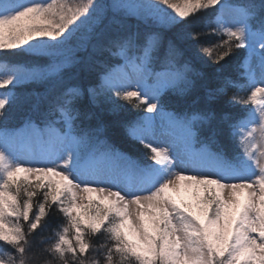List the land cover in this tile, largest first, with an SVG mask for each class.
<instances>
[{
	"label": "snow or ice",
	"instance_id": "6c2138e0",
	"mask_svg": "<svg viewBox=\"0 0 264 264\" xmlns=\"http://www.w3.org/2000/svg\"><path fill=\"white\" fill-rule=\"evenodd\" d=\"M89 47L96 84H66ZM241 51L243 83L223 74ZM105 54L116 63L94 60ZM203 58L219 65L208 100L243 109L219 117L231 153L199 140L213 109L161 103L196 86ZM86 94L142 107L126 127L144 158L93 147L98 130L78 123ZM24 106L40 115L10 129ZM0 264H264V0H0Z\"/></svg>",
	"mask_w": 264,
	"mask_h": 264
},
{
	"label": "trees",
	"instance_id": "16d2710c",
	"mask_svg": "<svg viewBox=\"0 0 264 264\" xmlns=\"http://www.w3.org/2000/svg\"><path fill=\"white\" fill-rule=\"evenodd\" d=\"M107 3L108 2H106V4ZM128 24L134 31L137 27H139L141 32L145 31L143 26L137 25L134 18H129ZM203 27V23L198 25V28ZM205 39L214 41L217 38L205 37ZM183 46L186 49L189 48V45L186 42ZM90 54H92V49L90 47L87 52L81 50L76 54L77 62L64 69L62 79L66 84H78L85 88L96 84L100 66L99 63H97L95 64V67H90V64L92 63V61H89L88 59ZM244 55H246V53L241 51L230 58L225 65L223 74L230 76L233 79L239 78L240 82L243 83V79L239 77V74L243 72V69L238 67V65L242 62L241 57ZM191 58L192 56L190 52L185 59ZM19 59L31 62L28 57H19ZM94 60L100 62L109 61L113 65L116 63V60L114 58H109L107 54L103 56H94ZM195 64L197 70L203 73V76L197 79L196 86L191 91H182L179 87L175 89H167L161 96V103L166 111L178 115H191L206 109H213L216 113L215 118L198 126L199 140L211 144L214 150L224 151L226 153L237 151L235 143L228 137L227 130L221 125L219 117L222 111L239 114L243 111L242 106L229 105L227 103L228 96H221L217 100L209 101L205 84L215 83V70L219 65L212 64L206 58L197 59ZM156 70L158 71L159 69L157 68ZM24 90H34L38 93L44 94L43 85H29L27 89ZM236 91L237 89L235 88L230 89L229 96ZM114 102L116 105H119L116 110H113L112 103L103 100L99 103H93L90 97L86 94L78 103V107L81 109V116L78 123L82 128L98 130L94 137L93 147L99 148L100 151H103V146L97 144V140L104 142L106 145H112L120 152L129 156L144 158L146 150L138 141L129 137L126 127L130 121L143 115L142 107L134 108L132 105L122 100H115ZM39 115V113L31 111L29 106L18 107L11 112L8 127L11 129L20 128L24 126V121L27 118L32 117L33 119H36ZM213 140L215 141L214 143ZM60 222L61 218L59 217V214L53 213L49 220L50 225L56 227ZM50 234V230L44 233V235Z\"/></svg>",
	"mask_w": 264,
	"mask_h": 264
},
{
	"label": "rangeland",
	"instance_id": "374dc122",
	"mask_svg": "<svg viewBox=\"0 0 264 264\" xmlns=\"http://www.w3.org/2000/svg\"><path fill=\"white\" fill-rule=\"evenodd\" d=\"M99 2H101V3H106V2H108V3H111V0H99ZM39 39V38H38ZM30 43H31V41H30ZM166 111V110H165ZM167 112H169V111H167ZM11 129V128H10ZM15 129H23V126L22 127H20V128H15ZM21 175H23V174H21ZM33 180H34V178H32ZM184 196H185V199H186V201L190 198V196H191V194L190 193H185L184 194ZM81 203H87V201L86 200H83V201H80ZM194 202V201H193Z\"/></svg>",
	"mask_w": 264,
	"mask_h": 264
}]
</instances>
